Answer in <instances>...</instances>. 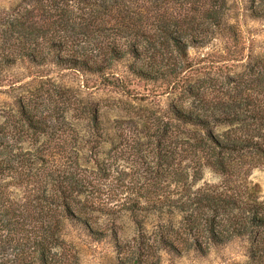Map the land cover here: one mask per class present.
I'll return each mask as SVG.
<instances>
[{"label": "trees", "instance_id": "trees-1", "mask_svg": "<svg viewBox=\"0 0 264 264\" xmlns=\"http://www.w3.org/2000/svg\"><path fill=\"white\" fill-rule=\"evenodd\" d=\"M14 1L0 14V89L29 84L5 74L22 65L33 84L70 71L136 104L61 101L42 82L17 101L16 121L0 124V264H77L70 228L111 242L112 264L205 256L238 239L248 264H264V198L250 178L264 166V52L247 46L235 6ZM242 12L264 18V0ZM215 40L225 42L218 62L239 71L189 56ZM158 96L164 106L151 104Z\"/></svg>", "mask_w": 264, "mask_h": 264}, {"label": "rangeland", "instance_id": "rangeland-1", "mask_svg": "<svg viewBox=\"0 0 264 264\" xmlns=\"http://www.w3.org/2000/svg\"><path fill=\"white\" fill-rule=\"evenodd\" d=\"M229 4L235 6V14H239V23L245 38H247V46L253 47L254 52H264V18L253 19L245 12H242L247 6L249 0H228ZM14 0H0V14L5 13L14 6ZM241 14H243L241 16ZM225 42L215 40L208 45L201 48H190L188 50L189 56L197 59L207 58V60L214 61L219 74L221 72H228L233 74L235 71L241 69L236 66V63L227 64L225 68L220 60L224 58L225 53L222 49ZM217 65V66H216ZM218 68H220L218 70ZM6 76H17L24 81L28 82L26 86L16 88L13 91H5L0 89V124L6 127L8 124H13L17 119V101L24 95L28 96L34 93L37 84L39 86L42 82L41 91H45L49 86H54L58 89L57 99L61 101L71 100L74 101L80 96H86L94 93L96 99L100 98L103 103H123L127 101L136 104V101L123 97L118 93L100 91L94 92L92 89L87 90L83 88L81 78L74 72L70 71H54L50 77H44L42 80L34 81L31 83L32 74L24 66H13L9 71L5 72ZM136 90L140 94L147 93L149 87L144 86L142 83H136ZM151 104H159L164 106L166 104V96H158L157 98L150 99ZM57 102V101H56ZM61 104V103H60ZM204 178L209 182H216L218 177L211 172L206 171ZM251 180L256 183L261 191V196L264 198V166L255 169L251 174ZM126 221V220H125ZM126 232L131 233L130 222L126 221ZM64 237L65 246L75 255L77 264H112L110 259L113 256L112 244L109 241L96 243L86 238L77 228H70ZM247 241L243 239L234 240L226 245L217 246L212 248L205 256L191 253L182 257L164 256L160 264H248L249 257L247 253Z\"/></svg>", "mask_w": 264, "mask_h": 264}]
</instances>
